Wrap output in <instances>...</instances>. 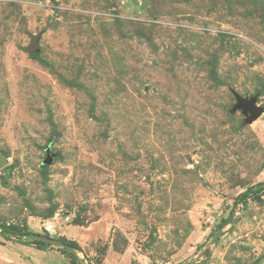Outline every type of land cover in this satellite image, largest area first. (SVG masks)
Here are the masks:
<instances>
[{
  "label": "rangeland",
  "instance_id": "rangeland-1",
  "mask_svg": "<svg viewBox=\"0 0 264 264\" xmlns=\"http://www.w3.org/2000/svg\"><path fill=\"white\" fill-rule=\"evenodd\" d=\"M238 96L264 0H0V264H264Z\"/></svg>",
  "mask_w": 264,
  "mask_h": 264
},
{
  "label": "water",
  "instance_id": "water-1",
  "mask_svg": "<svg viewBox=\"0 0 264 264\" xmlns=\"http://www.w3.org/2000/svg\"><path fill=\"white\" fill-rule=\"evenodd\" d=\"M37 41H34V44L31 49V53L33 55L38 53L37 48ZM236 110H241L244 114L248 115L246 118V122L251 123L253 120L259 118L264 113V108L260 107L257 104V98L251 97V98H243L241 96L237 97V104L235 105ZM54 161V155L52 153H49L47 158L43 161L44 165H50ZM6 164V160L0 156V165L3 166Z\"/></svg>",
  "mask_w": 264,
  "mask_h": 264
},
{
  "label": "trees",
  "instance_id": "trees-1",
  "mask_svg": "<svg viewBox=\"0 0 264 264\" xmlns=\"http://www.w3.org/2000/svg\"><path fill=\"white\" fill-rule=\"evenodd\" d=\"M264 189V182L263 183H260V184H257V185H254L252 187H250L249 189H247V191H245L241 197H242V200L243 202L246 203V200L248 199V197L250 196L251 193L253 192H257V191H260V190H263ZM1 228H3V232H7L10 230V228L5 224V223H1L0 224ZM15 234H19V235H23L24 233H22V231L20 230L19 232H16ZM66 244L68 245H72V241H66V239H62Z\"/></svg>",
  "mask_w": 264,
  "mask_h": 264
}]
</instances>
